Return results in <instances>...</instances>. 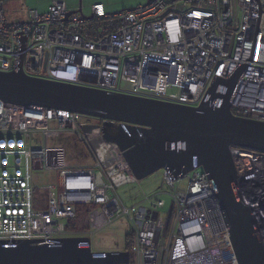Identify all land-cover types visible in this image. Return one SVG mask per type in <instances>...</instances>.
Instances as JSON below:
<instances>
[{"label":"built area","instance_id":"obj_1","mask_svg":"<svg viewBox=\"0 0 264 264\" xmlns=\"http://www.w3.org/2000/svg\"><path fill=\"white\" fill-rule=\"evenodd\" d=\"M7 2L0 0V71L22 64L31 77L193 107L208 103L212 93L223 94L226 81L241 71L230 98L232 112L264 122V0H151L116 13L95 3L90 14L81 5L71 10L54 0L45 12L19 9L22 20L9 17ZM213 99L218 104L219 98ZM102 123L0 99V240L51 243L81 236L69 232L67 222L78 205L92 204L102 206L109 221L127 217L132 223L134 243L125 250L130 261L122 264H238L226 214L203 168L180 178L165 171L172 204L163 226L158 219L164 200L152 197L147 206L143 201L128 206L118 196L121 184L139 181L116 146L108 144L125 173L119 185L107 178L102 162L48 167V132L69 129L85 139L94 136L85 132L87 125ZM230 151L238 197L250 209L264 246V152L239 146ZM49 171L55 182L37 186L35 173ZM182 179L188 180L184 191L177 190ZM38 191L46 193L44 201Z\"/></svg>","mask_w":264,"mask_h":264},{"label":"water","instance_id":"obj_2","mask_svg":"<svg viewBox=\"0 0 264 264\" xmlns=\"http://www.w3.org/2000/svg\"><path fill=\"white\" fill-rule=\"evenodd\" d=\"M240 72L226 81L223 94L212 93L208 103L193 107L31 77L20 64L17 70L0 71V99L102 119L101 125H87L85 132L116 146L138 181L162 169L180 178L203 168L213 183L214 197L226 214L238 264H264L263 242L252 227L250 209L238 197L239 180L230 151L232 146H239L264 152V122L235 116L231 109L230 98ZM215 97L219 98L218 104ZM179 143L185 148L179 149ZM129 261L128 251H94L91 239L84 236L57 238L51 243L0 240V264Z\"/></svg>","mask_w":264,"mask_h":264},{"label":"rangeland","instance_id":"obj_3","mask_svg":"<svg viewBox=\"0 0 264 264\" xmlns=\"http://www.w3.org/2000/svg\"><path fill=\"white\" fill-rule=\"evenodd\" d=\"M18 1L17 9H37L39 12L47 11L54 0H14ZM65 1L69 9L78 10L82 6L85 14L91 13V8L95 3H103L108 12H121L146 5L149 0H58ZM11 18L23 19V13L18 12L17 16ZM56 127L55 123L51 125ZM104 142V141H103ZM45 143L47 146L49 168L56 166H97L99 162L105 165L107 178L117 185L125 179V173L114 161V147L100 143L98 139H82L74 131L69 129H55L46 134ZM105 147L99 149L97 144ZM165 170H159L149 177L137 183L121 184L117 190L118 196L128 206L140 204L142 201L147 206L149 199L164 200L166 205L160 209L159 223L166 225L169 212L171 210L172 195L164 178ZM35 184L37 186L48 185L55 182V174L52 171L45 173H35ZM188 185L187 179H182L178 183L177 190L184 191ZM164 191V192H163ZM37 197L42 201L46 198L44 191H38ZM92 207L91 229L88 232L80 233L81 236L89 237L94 251H125L127 249V234L136 232L127 217L115 218L109 221L102 206L87 204ZM176 222V213L171 217L170 229Z\"/></svg>","mask_w":264,"mask_h":264},{"label":"trees","instance_id":"obj_4","mask_svg":"<svg viewBox=\"0 0 264 264\" xmlns=\"http://www.w3.org/2000/svg\"><path fill=\"white\" fill-rule=\"evenodd\" d=\"M94 136H90V139H93ZM100 140V139H99ZM104 143L100 140V143ZM106 144V143H104ZM108 145V144H106ZM97 146H99V149L105 148L103 145L98 143ZM46 199V198H45ZM44 199V200H45ZM43 200V201H44ZM94 206V205H93ZM91 213H92V207L89 205H78L76 207V215L73 219H70L67 222V230L72 233L80 234L82 232H88L91 229ZM134 234L133 232H129L127 234V249L131 250L132 245L134 243Z\"/></svg>","mask_w":264,"mask_h":264},{"label":"crops","instance_id":"obj_5","mask_svg":"<svg viewBox=\"0 0 264 264\" xmlns=\"http://www.w3.org/2000/svg\"><path fill=\"white\" fill-rule=\"evenodd\" d=\"M18 1L14 0H8L7 2V10L9 11V17L11 18L12 16L16 17L18 13ZM12 19H17V18H12Z\"/></svg>","mask_w":264,"mask_h":264},{"label":"bare ground","instance_id":"obj_6","mask_svg":"<svg viewBox=\"0 0 264 264\" xmlns=\"http://www.w3.org/2000/svg\"><path fill=\"white\" fill-rule=\"evenodd\" d=\"M89 139H90V137H89ZM93 139H98L99 140V138H96V137H94Z\"/></svg>","mask_w":264,"mask_h":264}]
</instances>
